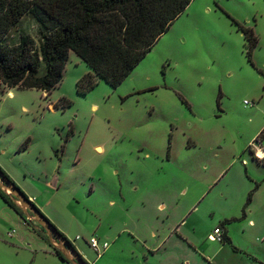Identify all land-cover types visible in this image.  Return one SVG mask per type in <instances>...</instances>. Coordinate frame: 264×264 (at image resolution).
<instances>
[{
    "label": "rangeland",
    "instance_id": "obj_1",
    "mask_svg": "<svg viewBox=\"0 0 264 264\" xmlns=\"http://www.w3.org/2000/svg\"><path fill=\"white\" fill-rule=\"evenodd\" d=\"M238 24L258 38L251 60ZM22 35L43 41L30 15L6 41ZM90 71L70 53L50 95L0 86V169L88 264H133L164 238L178 242L161 255H205L225 244L217 227L235 239L244 181L264 183L248 147L264 148V0H193L118 88L79 94ZM33 227L0 198V264H51ZM91 237L109 248L98 256Z\"/></svg>",
    "mask_w": 264,
    "mask_h": 264
},
{
    "label": "trees",
    "instance_id": "obj_2",
    "mask_svg": "<svg viewBox=\"0 0 264 264\" xmlns=\"http://www.w3.org/2000/svg\"><path fill=\"white\" fill-rule=\"evenodd\" d=\"M192 1L0 0V86L6 89H36L50 95L62 82L69 54L74 53L91 70L78 80L79 94L86 95L99 81L116 89ZM26 15L32 16L40 26L43 41L39 48L30 37L24 35L20 36L15 46H10L6 41ZM238 28L251 60L258 38L252 29L239 24ZM41 65L46 66L43 73L39 71ZM60 103L61 106L58 102L53 108L71 105L65 98ZM263 136L264 131L257 140ZM253 192L248 194L245 207L250 205ZM0 198L26 222L23 212L1 189ZM26 223L33 226L31 222ZM34 232L53 249L59 259L69 264L51 246L41 230ZM224 242L231 243L226 234Z\"/></svg>",
    "mask_w": 264,
    "mask_h": 264
},
{
    "label": "crops",
    "instance_id": "obj_3",
    "mask_svg": "<svg viewBox=\"0 0 264 264\" xmlns=\"http://www.w3.org/2000/svg\"><path fill=\"white\" fill-rule=\"evenodd\" d=\"M248 147L251 150L249 154L252 157V161H264V148L262 146L254 148L249 145ZM97 149H100V147H97ZM248 160L249 159H243L242 165L244 168L248 167L244 165L245 163H248ZM235 164L236 160H233L230 163V165ZM240 168L241 166L238 165L236 170L237 174L241 171ZM249 178V181H244L246 183L245 188L241 190L237 202H235V206L238 205V207L244 211L247 201L246 198L250 192L254 191L252 195V201L245 210L242 220L238 221L241 224V227H238L235 232V234H238L239 232L238 236L234 239L231 237V230L228 231L227 236L231 240L230 244L223 242L227 245H218V249L214 252L205 248V251L207 252H205V255L195 256L192 254L179 255L173 253L161 255L159 251L166 243L171 240L177 241L171 238L167 240L164 238L156 247L148 248L149 255L143 254L141 259L134 256V258H132V261L134 262L133 264H264V262L258 258L262 257L261 255L264 253V220L261 216L258 217V220L254 219L255 215L257 214V209H264V199H258V194L260 193V190H262V184L264 185V183H260L258 186L254 187L253 181L255 179L252 178V176H249ZM55 180L57 179L55 178L50 183L49 181L46 182L45 187H48L49 185H55ZM35 200H38V198H35ZM225 202L229 201L226 199ZM259 212L262 211L259 210ZM37 229L38 228L36 227L32 228L33 232L34 230L37 231ZM34 233L36 234V232ZM201 246H203V244H201ZM255 246H257V250L255 249ZM49 248L51 251L48 253L47 258L51 264H68L59 259L50 246Z\"/></svg>",
    "mask_w": 264,
    "mask_h": 264
},
{
    "label": "water",
    "instance_id": "obj_4",
    "mask_svg": "<svg viewBox=\"0 0 264 264\" xmlns=\"http://www.w3.org/2000/svg\"><path fill=\"white\" fill-rule=\"evenodd\" d=\"M0 189L8 195L12 202L23 212L26 222L35 223L37 226L44 229L51 246L59 251L69 264H88L57 228H55L18 187L4 175L1 169Z\"/></svg>",
    "mask_w": 264,
    "mask_h": 264
},
{
    "label": "built area",
    "instance_id": "obj_5",
    "mask_svg": "<svg viewBox=\"0 0 264 264\" xmlns=\"http://www.w3.org/2000/svg\"><path fill=\"white\" fill-rule=\"evenodd\" d=\"M26 223V222H25ZM14 231L9 233V237H13ZM212 236V240L223 243L224 242V233L223 230L219 227L215 228L213 232L210 234ZM90 248L97 253L99 256L103 252H105L109 248V244L107 242H100L97 237H91L88 242Z\"/></svg>",
    "mask_w": 264,
    "mask_h": 264
},
{
    "label": "flooded vegetation",
    "instance_id": "obj_6",
    "mask_svg": "<svg viewBox=\"0 0 264 264\" xmlns=\"http://www.w3.org/2000/svg\"><path fill=\"white\" fill-rule=\"evenodd\" d=\"M35 224V223H34ZM38 230H41L44 234H45V232H44V229L43 228H39ZM46 235V234H45ZM47 236V235H46Z\"/></svg>",
    "mask_w": 264,
    "mask_h": 264
}]
</instances>
